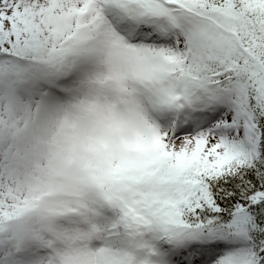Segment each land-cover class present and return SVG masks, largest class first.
I'll return each mask as SVG.
<instances>
[{"label":"snow or ice","instance_id":"6c2138e0","mask_svg":"<svg viewBox=\"0 0 264 264\" xmlns=\"http://www.w3.org/2000/svg\"><path fill=\"white\" fill-rule=\"evenodd\" d=\"M0 264H264V0H0Z\"/></svg>","mask_w":264,"mask_h":264}]
</instances>
